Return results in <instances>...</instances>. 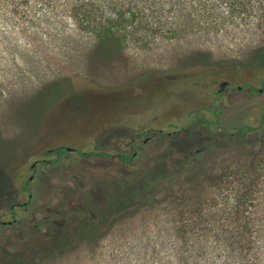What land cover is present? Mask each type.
Listing matches in <instances>:
<instances>
[{"label":"rangeland","instance_id":"obj_1","mask_svg":"<svg viewBox=\"0 0 264 264\" xmlns=\"http://www.w3.org/2000/svg\"><path fill=\"white\" fill-rule=\"evenodd\" d=\"M84 1L132 2L0 0V264L152 179L101 237L34 264H264V0H141L123 48L80 23ZM149 128L166 133L136 153Z\"/></svg>","mask_w":264,"mask_h":264},{"label":"trees","instance_id":"obj_2","mask_svg":"<svg viewBox=\"0 0 264 264\" xmlns=\"http://www.w3.org/2000/svg\"><path fill=\"white\" fill-rule=\"evenodd\" d=\"M140 1L132 0L128 5H117L118 9L109 18L97 14L98 9H103L102 6L98 7L97 3L93 1H84L76 6V15L84 27L96 32L99 42L104 43L115 40L123 48L126 45L128 35H120V32L124 31L127 25L135 24L141 17L144 9L140 7ZM49 153V151L46 152V154ZM124 157L128 158V156ZM170 179L173 178L170 177L167 180ZM161 183L163 182L152 179L135 182L130 186L128 184V186L124 185L116 192V194L120 192L121 195L118 194L115 203L112 200L109 202L112 195L108 196L104 209L100 206L99 209L94 211L90 205L86 204L83 209L79 207L73 209L71 207L58 226L54 227L56 228L55 233H51L52 237L50 239L30 240L28 245L32 246L34 244L36 246L31 253L25 254L21 251L14 258L4 261V264H34L41 258H47L50 261L54 254L62 253L80 242L91 243L95 238L98 239L105 233L104 226L109 224L113 213H124L127 209L135 206L143 197V201L153 199ZM78 241L80 242L77 243Z\"/></svg>","mask_w":264,"mask_h":264},{"label":"flooded vegetation","instance_id":"obj_3","mask_svg":"<svg viewBox=\"0 0 264 264\" xmlns=\"http://www.w3.org/2000/svg\"><path fill=\"white\" fill-rule=\"evenodd\" d=\"M228 83H229V81H228ZM227 83V84H228ZM182 130H177V132H181ZM145 133H158V134H160V135H162L161 133H166L162 128H159V129H156V128H154V129H147V130H145L144 131ZM142 132H138V133H136V135L133 137V139H132V146H133V148H135L136 150H135V152L136 151H138V140L143 136V134H141ZM170 133V132H169ZM202 149H204V148H202ZM62 150H64V146H57V147H54V148H50L48 151L50 152V153H52V154H56L57 156L59 155V153L60 152H62ZM76 151H79L78 150V148L76 149ZM102 153H106V152H102ZM137 153V152H136ZM121 155V154H120ZM128 156V159H132L133 158V156H130V155H127ZM52 161V159H43V161ZM39 162H41V160L39 159ZM38 164H36L35 166H32V168L34 169V171L36 170V166H37ZM28 203H18L17 205L18 206H25V205H27ZM15 209H16V204H13V206H12V211L13 212H15Z\"/></svg>","mask_w":264,"mask_h":264},{"label":"water","instance_id":"obj_4","mask_svg":"<svg viewBox=\"0 0 264 264\" xmlns=\"http://www.w3.org/2000/svg\"><path fill=\"white\" fill-rule=\"evenodd\" d=\"M227 83H228V80H223L221 82L220 91H222L225 88V86L227 85ZM170 133H172V132H170ZM76 149H77L76 147L64 146V150H76ZM35 165H36V162L33 164V166H35ZM33 177L34 176L32 175L31 178H33ZM26 203H28V202H26ZM0 223L8 224V223H12V221L11 220H1L0 219Z\"/></svg>","mask_w":264,"mask_h":264}]
</instances>
